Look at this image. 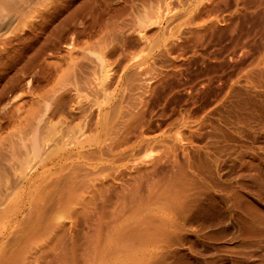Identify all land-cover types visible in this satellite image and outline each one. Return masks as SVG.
I'll return each mask as SVG.
<instances>
[{
	"label": "rangeland",
	"instance_id": "rangeland-1",
	"mask_svg": "<svg viewBox=\"0 0 264 264\" xmlns=\"http://www.w3.org/2000/svg\"><path fill=\"white\" fill-rule=\"evenodd\" d=\"M14 1L0 0V227L8 207L26 206L23 223L44 211L34 177L64 152L20 167L12 140L53 126L43 153L99 132L102 150L82 148L104 174L95 264H264V0ZM61 93L77 112L101 107V129L68 99L49 114L40 98ZM31 257L60 264L44 245Z\"/></svg>",
	"mask_w": 264,
	"mask_h": 264
},
{
	"label": "bare ground",
	"instance_id": "bare-ground-1",
	"mask_svg": "<svg viewBox=\"0 0 264 264\" xmlns=\"http://www.w3.org/2000/svg\"><path fill=\"white\" fill-rule=\"evenodd\" d=\"M5 5L16 6L14 0H5ZM11 8V7H10ZM49 95V96H48ZM43 105L46 110L54 112L65 99H68L71 104V111H74L79 117L91 124L93 122L94 128L100 130L102 127L103 112L101 107L97 111L90 109L86 112L84 109L75 111L74 99L66 94H47L46 97L42 95ZM76 102H79L77 100ZM52 109H49V108ZM92 108V107H91ZM16 111L24 113L27 111L23 103L17 105ZM96 113V114H95ZM42 112L40 116H42ZM34 117L41 120L39 113L34 112ZM54 127L49 126L46 132L37 133L38 126L35 128L34 134L26 143L24 140L14 139L10 142V147L13 149L18 142L24 149L22 162L20 167H28L30 159L28 154L31 153L34 157L40 154L39 163L42 164L47 158H50L58 151H64L60 154H55L56 159L51 160L50 164H43L41 170L35 175L33 183H35V191L39 195L45 196L46 201L41 205L44 211L40 210L36 216L23 223L18 217L23 213L25 205L17 204L16 206L6 210L4 215V223L0 227V239L12 232V228L21 226V243L13 250H8L6 247L0 245V264H37L33 262L34 259L31 254L39 246H45L54 253V258L60 264H76L75 251L77 250V239L82 238L85 242L84 247V264H95L99 252H101L106 236L107 214L105 210V191H104V174L102 161H93L88 157V151L82 150L86 145L94 144L100 150L103 149L105 142L104 134L99 132L95 140L76 139L73 145L54 147L47 151L42 150L45 146V136L52 131ZM17 140V141H16ZM48 140V139H47ZM67 145V144H66ZM21 154V156H22ZM79 163L86 167L82 170ZM93 161V162H92ZM135 190V189H134ZM2 192V191H1ZM0 192V205L8 197H2ZM133 192V190H132ZM130 194V193H129ZM136 195L137 193H132ZM133 198L132 195H128ZM131 196V197H130ZM2 197V200H1ZM135 198V197H134ZM54 205L52 211L51 207ZM121 199L117 196L113 215V230H116L120 222L121 213ZM48 208V209H47ZM70 221V226L66 222ZM16 226V227H17Z\"/></svg>",
	"mask_w": 264,
	"mask_h": 264
}]
</instances>
